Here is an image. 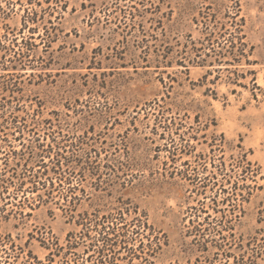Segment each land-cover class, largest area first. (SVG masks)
I'll return each mask as SVG.
<instances>
[{"label": "rangeland", "instance_id": "obj_1", "mask_svg": "<svg viewBox=\"0 0 264 264\" xmlns=\"http://www.w3.org/2000/svg\"><path fill=\"white\" fill-rule=\"evenodd\" d=\"M0 179V264H264V0H0Z\"/></svg>", "mask_w": 264, "mask_h": 264}, {"label": "trees", "instance_id": "obj_2", "mask_svg": "<svg viewBox=\"0 0 264 264\" xmlns=\"http://www.w3.org/2000/svg\"><path fill=\"white\" fill-rule=\"evenodd\" d=\"M246 163L247 166L245 167V171L250 173V176L254 175V170L251 169V162L246 161ZM5 182L6 180L0 179V193L2 194V196L0 197L1 200L5 199V197H3V194L6 193L8 186L3 184ZM21 186L22 185L20 184L17 190H20ZM0 211H4V208L0 207ZM132 212L135 215L132 219V221H135L134 223L132 222L129 223L125 221L124 218H122L120 212H119L120 216H116L110 213L108 215H101V216L96 214L94 215V218H90L87 215H85L84 217L83 216L80 217V219L76 223L82 226L81 229L82 231L80 232V235H76L74 233L75 235L74 237L72 236V240L67 239V244H66L67 251L62 252L61 255L57 254L59 252L61 253L63 246H59V244L56 242L54 246V251L56 250L57 253H55L54 251H50L49 254L50 255L57 254L58 256L60 255L61 264H71L72 261H73L72 264H84L78 261L75 262L74 259H70L71 257L68 256L69 252H71V250L75 249L79 245H82L84 247L83 251L85 252L93 251L100 258L106 257L109 253H114L116 249H126V251L131 252V254H133V251L135 250L137 251L139 250L140 247L148 245L147 246L149 249L148 251L151 252L146 251L145 253L148 256H154L157 250L161 248V242L159 236L155 234L156 232L152 227V225L148 224L146 214L139 212L138 208H133ZM118 223H122V224L118 225ZM131 226L134 227L130 229ZM138 230H143V231L149 230L151 231L150 233H154L153 236V240H155L154 246L151 245L152 242H150L149 244H143V242H139L136 248L133 247L126 248L125 244H128V242L132 243L133 241L136 240V236H138L139 234ZM120 237L121 239H119ZM83 239H85L88 242L84 244ZM139 257H144L145 260L148 259L145 257V254L140 255ZM50 260L52 261V259ZM150 263L154 264L153 261H151ZM106 264H114V263L108 261Z\"/></svg>", "mask_w": 264, "mask_h": 264}]
</instances>
